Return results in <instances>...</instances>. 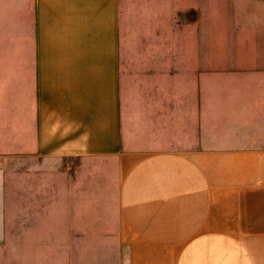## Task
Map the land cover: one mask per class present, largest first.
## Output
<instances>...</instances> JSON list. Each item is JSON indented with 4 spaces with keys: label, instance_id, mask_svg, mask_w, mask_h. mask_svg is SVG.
Instances as JSON below:
<instances>
[{
    "label": "crops",
    "instance_id": "crops-1",
    "mask_svg": "<svg viewBox=\"0 0 264 264\" xmlns=\"http://www.w3.org/2000/svg\"><path fill=\"white\" fill-rule=\"evenodd\" d=\"M8 3L23 5L24 39L21 62L0 64L1 82L22 86L21 95H0L3 156L21 147L38 157L114 158L124 264H264V0L218 2L223 47L213 65L230 70L212 76L202 71L207 0H189L197 126L180 147L149 151L132 147L122 97L120 0ZM208 77L246 85L228 89L211 117Z\"/></svg>",
    "mask_w": 264,
    "mask_h": 264
},
{
    "label": "rangeland",
    "instance_id": "rangeland-1",
    "mask_svg": "<svg viewBox=\"0 0 264 264\" xmlns=\"http://www.w3.org/2000/svg\"><path fill=\"white\" fill-rule=\"evenodd\" d=\"M218 2L207 0L206 5L207 67L202 71L207 76L230 70L213 65L223 47L216 41L224 19ZM188 3L120 0L122 97L132 147L177 148L197 126L192 114L199 110L200 85L186 76L197 61L188 52L195 41L186 27L195 11ZM22 32L23 5L0 0V64L8 58L21 62ZM12 44L14 51L8 52ZM1 80L0 95L12 90L21 95V84L12 88ZM203 86L211 117L228 89L246 85L215 83L208 77ZM4 152L0 147V264H124L117 202L120 169L114 158L38 157L21 153V147L14 156Z\"/></svg>",
    "mask_w": 264,
    "mask_h": 264
}]
</instances>
